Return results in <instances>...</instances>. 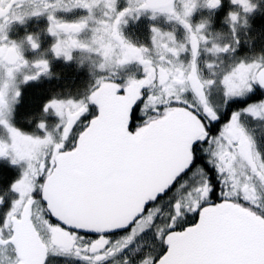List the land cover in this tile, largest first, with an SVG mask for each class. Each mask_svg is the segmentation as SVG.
Segmentation results:
<instances>
[{
    "label": "snow or ice",
    "instance_id": "1",
    "mask_svg": "<svg viewBox=\"0 0 264 264\" xmlns=\"http://www.w3.org/2000/svg\"><path fill=\"white\" fill-rule=\"evenodd\" d=\"M228 2L235 10L224 39L210 17L193 22L224 0H0V159L21 169L0 220V264H46L49 255L80 264H264V151L244 120L264 123V53L232 59L258 3ZM40 17L54 58H95L83 96L43 105L58 123L49 130L41 119L42 136L11 123L20 85L51 74L38 33L10 36ZM142 17L154 22L148 44L124 33ZM131 66L139 76L120 75ZM257 90L225 118L231 102Z\"/></svg>",
    "mask_w": 264,
    "mask_h": 264
},
{
    "label": "flooded vegetation",
    "instance_id": "2",
    "mask_svg": "<svg viewBox=\"0 0 264 264\" xmlns=\"http://www.w3.org/2000/svg\"><path fill=\"white\" fill-rule=\"evenodd\" d=\"M258 10L249 18L251 28L242 30L240 33L241 45L236 52L235 56L232 59L237 57L251 56L253 54L264 53V31L256 30L254 27L255 21L259 20L262 27L264 26V0H257ZM120 6H125V0H120ZM232 7L229 2L224 0L223 6L215 11L214 13H209L207 11H200L193 17V22H198L201 18L210 17L212 20V32L220 33L217 29L220 21H224L225 8ZM235 10V9H234ZM202 12V13H201ZM83 13L79 10L67 14L66 19H74ZM60 15H65L61 13ZM149 24L154 23L147 19V17H142L139 21H129L128 26L124 29L125 35L130 38L133 42H142L148 44L150 32L149 24L148 30L145 29V24L147 21ZM163 21V18H160L157 22ZM165 22V21H164ZM143 24V25H142ZM159 26L165 29V23H157ZM164 24V25H162ZM47 27L46 17H40L38 19L29 20L26 25H14L10 32L12 38H19L25 34L29 33H38L41 41V48L39 53H46L45 58L50 61V76H41L36 81H31L27 84L20 85L21 95L19 97V102L16 103L13 107L11 123L18 129L26 133H35L36 135H43V132L37 127L38 122L41 119L47 121L49 130L52 126L58 123V118L49 112L47 115L43 114V105L51 100L53 97L57 98H80L87 91L88 87L93 83L92 77L90 76L89 70L92 69L93 59L95 58H82L79 56V53H74V59L71 62L65 63L61 59H56L53 57L52 53L48 51L52 45L53 38L47 35L45 29ZM227 27V25H226ZM261 27V26H260ZM228 28V27H227ZM224 39L230 37L229 30L223 32ZM262 37L259 39L258 37ZM179 36V35H178ZM182 37V36H181ZM261 40V42H260ZM39 53H33L27 51L25 53L26 57L32 59L33 57L39 55ZM204 57H202L203 59ZM81 59H83V66H81ZM226 63L230 62L228 57H225ZM132 72H136L137 76L140 73L137 71L135 66H131L122 72L121 76H127ZM261 93L257 90L256 93L248 97L247 100H238L231 102L229 108L225 113V118L230 112L236 108L243 107L246 103L258 99ZM212 100L215 99L212 93ZM90 111H95V106H90ZM245 120V118H244ZM259 121H250V124L253 128L259 129ZM260 134L264 133V123L259 122ZM255 125V126H254ZM0 136L6 138L5 131L0 128ZM261 139L264 146V135H261ZM262 150V148H261ZM263 151V150H262ZM21 174V169L19 166H12L9 161L0 159V196L4 197L3 205H0V220L3 218V214L9 209L11 201L16 198V195L9 191L10 185L19 178ZM46 264H80L78 260L66 257H58L49 255Z\"/></svg>",
    "mask_w": 264,
    "mask_h": 264
},
{
    "label": "rangeland",
    "instance_id": "3",
    "mask_svg": "<svg viewBox=\"0 0 264 264\" xmlns=\"http://www.w3.org/2000/svg\"><path fill=\"white\" fill-rule=\"evenodd\" d=\"M226 2L228 1V0H225ZM230 10H234L232 7H228V8H225L224 9V11H225V16H224V18L226 17V15H227V13H228V11H230ZM202 13V12H201ZM145 21H147L146 19L143 21V22H145ZM157 23H165L164 22V19H163V21H161V22H157ZM148 24H149V21H147L146 22V24H145V29L146 30H148ZM166 25H164V24H162V25H164L165 26V29L166 30H171L172 29V27H173V25H171V24H167V23H165ZM143 25V24H142ZM150 25V24H149ZM219 31H220V33H223V32H225V31H227V30H229L227 27H226V24L221 20L220 21V23L218 24V28H217ZM177 35H179V37H181L182 35H183V31L182 30H178V32H177ZM213 95H214V97H215V99L213 100V102H217L218 101V94L215 92V90H213ZM250 121H251V119L250 118H245V123L249 126V127H251V128H253L252 126H251V124H250ZM258 123V125H259V129H258V131H257V136H258V139L260 140V147L262 148V150L264 151V146H263V142H262V139H261V134H260V126H261V124L259 123V122H257ZM255 126V125H254Z\"/></svg>",
    "mask_w": 264,
    "mask_h": 264
},
{
    "label": "trees",
    "instance_id": "4",
    "mask_svg": "<svg viewBox=\"0 0 264 264\" xmlns=\"http://www.w3.org/2000/svg\"><path fill=\"white\" fill-rule=\"evenodd\" d=\"M260 22H261V21H260ZM260 22H259V20H258V21L256 20L255 23H254V27L256 28V30H259V29H260L261 31H262V30L264 31V26L262 27V25L260 24ZM263 25H264V24H263ZM260 26H261V27H260ZM263 35H264V34H263ZM262 37H263V36L260 35V37H258V38H259V39H262ZM260 42H261V40H260Z\"/></svg>",
    "mask_w": 264,
    "mask_h": 264
}]
</instances>
